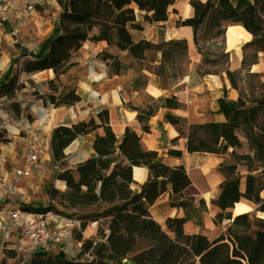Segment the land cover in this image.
<instances>
[{
    "label": "trees",
    "instance_id": "16d2710c",
    "mask_svg": "<svg viewBox=\"0 0 264 264\" xmlns=\"http://www.w3.org/2000/svg\"><path fill=\"white\" fill-rule=\"evenodd\" d=\"M60 11L53 31L36 50L16 44L25 59L21 71L33 74L51 70L53 79L47 81L50 93L45 102L53 106L73 105L80 101L74 83H60L59 78L72 68L73 54L85 42L104 41L107 47H116L113 54L103 50L99 56L108 67L109 76L128 73L121 92L136 91L134 100L125 104L128 110L136 112V119L143 129H147L152 116L161 108H183L184 104L174 98L154 97L146 92L147 81L142 77L148 70L159 80V86L167 88L168 80L173 82L185 75L183 65L189 63L188 46L184 38H160L153 42L144 38L134 39L131 29L142 30L137 15L150 23H163L168 18L170 0H59ZM193 10L190 17L176 22L178 26H190L196 51L201 62L195 72L204 74L225 73L232 88L238 92L235 100H226L233 121H206L190 123L186 137L188 153L204 152L223 154L228 148H241L237 132L245 137L249 153L239 154L233 150V159L243 161L247 168L245 189L239 190V175L236 163H228L218 168L222 181L218 194L212 200L218 208L213 223L230 220L225 232L214 238L200 233H186L183 225L195 212L206 211L203 200L199 207L192 204L193 195L187 194L191 179L183 164L170 166L162 162L156 150L141 151L137 146L138 134L125 127L117 136L109 123V112L102 109L95 116L71 125L57 126L50 137V154L63 167L57 179L65 183L60 191L51 187V198H59V203L69 213H63L55 206L42 209L18 205L23 210L52 212L80 220L83 230L88 223L96 222V236L81 243V252L89 253L90 259H68L63 251L57 254L46 250L33 252V264H261L264 261V217L251 219L247 213L232 216L226 210L241 199L258 204L264 212V198L260 191L264 188V96L247 97L240 89L242 76L256 79L260 86L259 73L251 72L250 66L258 62L257 53L262 52L264 61V0H189ZM241 25L251 34V39L241 46L243 51L240 67L230 70L228 63L221 69L202 70V64H216L220 60L229 62V53L221 51L218 60L207 57L199 38L206 47L215 43L219 50L224 48L223 33L226 25ZM223 26L219 35L220 43L210 41L213 27ZM247 49L252 50L249 56ZM125 54H121V53ZM219 52V51H218ZM123 59H126L125 61ZM17 60V59H14ZM148 63H152L149 66ZM177 80V81H178ZM173 82V83H175ZM58 83V84H56ZM172 83V84H173ZM171 85V84H170ZM25 87L9 70L0 81V96L12 99L16 92ZM43 98V97H42ZM11 107L19 113V106ZM163 120L170 124L185 122V119L166 111ZM101 130L98 132V130ZM93 134L90 155L66 167L64 149L79 136ZM173 139L172 142H175ZM8 139L0 134V144ZM170 156L181 157L180 150L168 149ZM142 160L147 177L139 189H133L132 167L123 161ZM260 169V170H259ZM257 171L256 173H253ZM77 172L79 178H73ZM169 191L171 207H181L183 217L168 216L164 227L151 215L146 205H152L164 192ZM103 220V225L100 224ZM81 237H79L80 239ZM97 240L93 245V241ZM51 255V256H50Z\"/></svg>",
    "mask_w": 264,
    "mask_h": 264
},
{
    "label": "rangeland",
    "instance_id": "374dc122",
    "mask_svg": "<svg viewBox=\"0 0 264 264\" xmlns=\"http://www.w3.org/2000/svg\"><path fill=\"white\" fill-rule=\"evenodd\" d=\"M59 0H55L53 4L48 5L46 2L44 4H39L40 6L33 7V14L35 18L33 21L26 22L25 19H20L19 21H12L11 24L4 25V33L0 37V81L3 80L5 73L9 70L12 74H16L17 79L20 82H23L25 87L16 92L15 96L12 99H7L4 96H0V134L8 139L6 144H0V156L3 155L5 151L10 152L8 158L10 159V163L5 162L4 166L0 165V172L5 175L6 171L17 166L18 162H20L21 154L25 147V142L27 140L28 131L30 129H36L43 136L44 139L49 137V134H52L53 130L59 125L79 122L81 120H86L90 116H95V111L99 108H113V102L110 99L107 103L101 102V96L103 93L107 92L103 86L109 79H113L108 75V67L105 62L101 59L99 54L103 50H107L110 47H105L104 44L101 43H92L85 42L80 49H78L72 58L73 66L68 71L67 74H63L59 78L60 83H74L77 87V94L80 97V101L73 105L59 104L58 106H53L49 102L44 101V97L50 93V89L46 84L49 79H53L54 74L48 73L44 78L38 80L36 79V73L26 74L21 71V65L24 57L21 56L20 51L16 47V44L20 46L26 47L29 51L36 50L39 45L45 40V38L51 33L45 30L44 25L48 28L50 26H55L58 21L59 15ZM185 0H174L173 4H171L168 8L170 18L169 20L162 26L166 29L169 26H173V17L175 14L178 16L182 13V6ZM43 5V6H41ZM36 12V13H35ZM44 13L47 15V22L42 24L37 23V15L42 16ZM37 14V15H36ZM176 17V16H175ZM137 21L142 25V32L149 31H160V28L152 27V24L144 21L140 15H137ZM180 22V21H178ZM4 23V22H3ZM223 26L218 27L215 40L217 43H220L221 36L219 32L221 31ZM163 29V28H162ZM136 30L131 29V33L133 38L137 39V35L135 34ZM223 39H225V34L223 33ZM199 44L203 47V51L210 53L207 57L211 60H218L220 55L219 53L223 50H219L218 45L215 43L210 47H206V42L199 38ZM219 51V52H218ZM110 52V51H109ZM247 55H251L253 52L251 49L246 50ZM233 55V54H232ZM243 55V51L241 49V56ZM259 59L262 60V52L259 51L257 53ZM230 58V55H229ZM17 59V60H14ZM202 59V58H201ZM124 61L126 59H123ZM190 61V59H189ZM201 62V61H200ZM228 62L225 60H220L219 63L216 64H202L200 67V71L202 70H214L221 69L227 65ZM188 64L183 65L185 73L188 69ZM149 66H152V63H148ZM91 68L94 70L95 76H92L90 73ZM196 70V66H195ZM260 82L264 81V72L259 73ZM242 79L239 81L240 89L245 93L247 97H255V96H264V86H260L259 82L253 78H247L245 76L241 77ZM178 80V79H177ZM176 80V81H177ZM175 82V81H173ZM168 80L167 86L172 84ZM58 84V83H56ZM84 84L87 85V88L84 87ZM96 93L97 95H95ZM108 94L110 91L107 92ZM120 96V94H119ZM43 97V98H42ZM120 99L122 100L121 96ZM12 103H16L19 106V113L16 114V110L14 111L11 107ZM123 105L119 104V107ZM37 108L39 114L42 112H46L47 116L52 109L60 110L66 107H72L75 111L74 116L71 117L67 115L64 119L63 123L65 124H52L49 127L46 125L48 121V117H45V120L42 122H34L38 121L36 114L29 111V108ZM110 123V122H109ZM114 128V127H113ZM101 130L99 129L98 132ZM115 132V130H114ZM238 134L241 132L238 131ZM92 138L91 136L83 137L79 140V143L76 148V152L74 154H70L65 162L66 167L74 168L75 164L82 160L88 151V142ZM46 141V140H45ZM21 142V147L17 148L13 151L7 150L10 146L14 145V143L18 144ZM251 152L247 146H242L239 148V153ZM47 155L45 152L42 161L40 162V166L34 170L32 175L25 176L21 178L17 183L23 187V191L27 196L26 201L22 200L20 203L22 205H27L35 208L42 209L46 206H55L63 213H69V211L64 208L59 203V198H51L49 195V190L51 187H55L60 191L65 188L61 187L60 179H57V174L63 170V167H60L57 162H51L44 159ZM47 157V156H46ZM230 162L236 163L238 175H239V185L242 177H246L247 168L243 161H237L232 158ZM123 164H127L126 161H123ZM141 161L132 162V166H141ZM238 165V166H237ZM260 170V169H259ZM254 171L253 173H256ZM191 178V186L186 191L187 194L193 195L192 204L197 208L199 207V201L203 200L201 197L204 195L206 200H203L204 207L206 209V221H204L205 212L195 211L189 220H192L193 223L199 225L201 228L203 226V230L208 234L209 238H213L223 232H225L228 224L230 223L229 219L224 218L220 224H213V217L215 212L217 211L216 206L213 205L212 200L216 198L217 191L208 187V183L204 178V172L199 170H191L190 171ZM1 178V177H0ZM262 181H264V172L261 176ZM31 184L34 185V188L31 187ZM135 189H138L139 184H134ZM260 196L264 198V188L260 191ZM19 200V199H18ZM17 201V200H16ZM6 202H10V200H6ZM8 205V203L0 204V207H4ZM240 209H243L240 213H247L251 219L254 218H262L264 217V212L258 210V204H250V206H241ZM232 216L236 214V209L229 208L226 210ZM214 213V214H212ZM208 214L210 215V220L208 219ZM162 216L160 213H156V216ZM1 220V217H0ZM165 221V220H164ZM164 221H161V225L164 227ZM100 224L103 225V220H100ZM86 231V235L90 232V230L95 234L94 236H89L88 238H94L97 234L96 228L97 223L92 222L88 223ZM17 232L11 231L9 234H4L3 230L0 228V264H33V253L29 255H24L19 253L15 248ZM79 237H81L79 239ZM84 239V240H85ZM78 242L82 243V230L75 229L71 231L70 236L67 240L63 241L61 244H51L55 246L56 249L54 253H58L60 250L65 253V256L68 259L76 260V259H86L84 257V253L81 252V248L78 245ZM49 247V246H48ZM51 253V252H49ZM53 253V252H52ZM51 256V255H50ZM264 264V261L261 263Z\"/></svg>",
    "mask_w": 264,
    "mask_h": 264
},
{
    "label": "crops",
    "instance_id": "0c3cea01",
    "mask_svg": "<svg viewBox=\"0 0 264 264\" xmlns=\"http://www.w3.org/2000/svg\"><path fill=\"white\" fill-rule=\"evenodd\" d=\"M54 1L55 0H34V2L36 3V6L38 7L40 6L39 4H44L45 2L48 5H51L53 4ZM173 2L174 0H170L169 6L173 4ZM187 5H190L189 0H185L182 6L181 15L178 16L177 14H175L176 17L175 16L173 17V22H174L173 26H169L166 29L162 27L170 18L169 11H168V18L165 22L159 23V24H152V27L160 28L159 32L149 31V32L141 33L142 32L141 30H136L135 32V34L137 35V39L144 38L147 40H151L153 42L158 41L160 38H165V39L184 38L186 40L187 46H188V57L190 61L188 64L187 72L178 81L169 85L167 88H162L159 86V80L154 74H152L148 70H143L141 73L142 77H144L147 81V85L145 89L147 93H149L150 95L154 97L163 96V97H168V98H174L177 102L184 104V107L183 108H161L157 114H155L154 116L150 118L148 122L149 127L147 129H143L140 126L138 120L136 119V112L128 110L125 107V104L129 101L134 100L137 95L136 91L131 92V93L121 92L123 83L129 78L128 73L111 76L113 79H109L110 81L104 85H111L112 87L116 89L117 99L116 100L113 99L111 91L108 94L107 92L109 91V89L104 88L107 91L105 92V94H107V100L105 102H102V101L101 102L107 103L109 100V96L113 102V106H112L113 108H105V109H107L109 112V122H110V125L112 126V129L115 130V133L117 136H120L122 134L125 127H130L134 129L135 132L139 136V140L137 142V146L139 150L141 151L156 150L158 152V157L162 162L170 166L183 164L186 168L188 175H190V171L194 169L204 172V178L208 183V187L217 191V194H218V185L222 181V176L218 172V168L228 163H234V162H230L233 158V150L236 153H239L238 152L239 148H235V149L228 148L226 152L223 154H209V153H204V152L188 153L186 150V137H187V132H188V125L190 123H202L206 121L232 122L233 121L232 113L227 108L225 102L228 99L230 100L237 99L238 92L236 89L231 87L224 72H222L221 74L208 73L204 75H200L195 72V66L200 63L201 56L196 51V48L193 42L192 28L190 26L176 25V22L182 21L184 18L192 16L193 10L189 12L188 16L183 15L184 7ZM46 17H47L46 13H44L42 16L37 15L38 25L42 23H46L47 22ZM34 18H35V15L31 11L29 13V16H26L23 18H15V19H12L10 22H4V23L0 22V37L4 33L5 24L6 25L8 23L11 24L12 21H19L20 19H25L26 22H29V21H33ZM40 21H42V23ZM54 27L55 26H50L47 28L44 25V28L46 31H48V33L50 31L52 32ZM218 27H221V26H215L212 28L210 32V36H209L210 41L215 40V38L217 37L216 35L217 31H215V29L217 30ZM224 34H225V31H224ZM97 43L104 44L105 47L107 48L106 42L100 41ZM226 43L227 42H226V36H225L224 51L228 52L230 55L228 67L230 70L237 69L240 67L242 56L238 59L234 51L232 50L227 51ZM108 50L113 54H117L119 52L117 48L113 46L110 47ZM121 54H125V53L123 52ZM47 71L48 70H43L40 72H44V77H45L49 73ZM250 71L257 72V73H260L261 71L264 72V62H262L259 59L257 63L252 64L250 66ZM153 89L156 90L155 94L152 93L151 91ZM119 94L122 100L120 99ZM119 104L123 106L119 107ZM102 109L103 107L97 110H102ZM96 111H95V114H96ZM166 111H169L173 113L174 115L184 118L185 122H180L178 124H170L168 122H165L163 120V115ZM127 115H129V118L127 117ZM91 135H92V138L89 140L88 146H87L88 148L87 154L82 160L86 159L91 153L90 144L93 139V134H86L84 136H79L78 138L73 140L64 149V154L66 156L65 159H67V157L70 154H74L76 152L75 150L81 138L91 136ZM237 135L241 141L242 146H247V141L245 137L243 136L242 132L240 134L237 133ZM50 137H51V134H49V137L45 139L47 157L45 156L44 159L47 158V160H50L51 162L54 163L55 161L53 160L50 154ZM173 139H176V141L172 142ZM20 147H21V142H19L18 144L14 143V145L10 146L9 149L7 150L13 151ZM168 149L180 150L182 153V156L181 157L170 156L167 154ZM245 153H249L252 155V153L248 151ZM239 154H243V153H239ZM9 155H10V152L5 151L3 155L0 156V165L2 167L4 166L5 162L10 163L9 161L10 159L8 158ZM1 157L3 158V162L1 160ZM135 161L142 162V165L138 167H142L147 177L146 166H144V162L142 160H135ZM132 162L134 161H131V165H132ZM19 163L20 162H18L16 167H18ZM16 167L9 169V171H6L5 175H3V173L0 172V177L5 180L3 187L0 189V204L8 203V205L10 206L11 205L17 206L20 203V201L22 200L26 201L27 196L25 194V191L22 190L23 187H21L17 182L14 183L13 186H11L12 173ZM146 177L141 183H139L133 177L134 184H139L138 189L140 185H142L145 182ZM63 184L65 183L63 182ZM134 184H133V187L135 189ZM31 187L34 188V185L31 184ZM63 188H65V185ZM204 195H202L201 198L203 200H206V197ZM6 200H10V202H6ZM168 202H169V191L161 194L152 205H146L152 217L158 223H161L162 220L164 221L168 216L170 217H174V216L183 217L184 216V211L181 207H171L168 204ZM250 204H254V203L246 199H241L239 202L235 203V205L231 208H234L237 210L235 214L237 215V214H240V212L243 210V209H240L241 206H250ZM216 209L218 211L217 207ZM203 212H205L204 221H206V211H203ZM156 213H160L162 216L160 215L156 216ZM209 216L210 215L208 214V219L210 220ZM87 228L89 227L86 226L82 230V240H84L85 238L89 236H94L95 234V232L93 233L90 230L88 235H86L85 233L87 231ZM183 229H184V232L186 233H200L209 238L208 234L203 230V226L201 228L199 225L193 223L192 220L186 221L183 225ZM55 249H56L55 246L49 245L46 251L48 253L51 252V254H56L54 253Z\"/></svg>",
    "mask_w": 264,
    "mask_h": 264
},
{
    "label": "built area",
    "instance_id": "2783aa9c",
    "mask_svg": "<svg viewBox=\"0 0 264 264\" xmlns=\"http://www.w3.org/2000/svg\"><path fill=\"white\" fill-rule=\"evenodd\" d=\"M36 3L34 0H0V22H10L15 18L29 16ZM27 142L21 154L20 163L12 173L11 186L22 177L30 176L40 166L41 159L46 152V142L36 129L28 131ZM5 180L0 178V189ZM0 228L4 234L17 232L15 248L24 255L37 250H46L51 244H61L67 240L71 231L80 229V220L52 212L27 211L19 205H5L0 207ZM97 240L93 241V245ZM81 246V243L78 242ZM84 257L90 259L89 253Z\"/></svg>",
    "mask_w": 264,
    "mask_h": 264
},
{
    "label": "bare ground",
    "instance_id": "6f19581e",
    "mask_svg": "<svg viewBox=\"0 0 264 264\" xmlns=\"http://www.w3.org/2000/svg\"><path fill=\"white\" fill-rule=\"evenodd\" d=\"M192 11V8L190 5H187L184 7L183 10V15L184 16H188L189 12ZM225 36H226V50L227 51H234L237 58L239 59L241 57V46L243 45V43L249 41L251 39V34L246 31L241 25H228L225 29ZM47 72H49L50 74H53V72L51 70H48ZM90 73L92 76H95L94 74V70L91 68ZM36 79L40 80L42 78H44V72H38L36 74ZM84 87L87 88V85L84 84ZM103 88H108L109 91H111L113 99H117V95H116V89L114 87H112L111 85H104ZM152 93H156V90L153 89L151 90ZM95 95H97L96 93H94ZM107 100V94L102 95L101 97V101L105 102ZM29 111H31L32 113L36 114L38 121L34 122V124H36L37 122H42L45 120V117L47 116L46 112H42L39 114V111L37 110V108L33 109L30 107L28 109ZM75 111L73 110L72 107H66V108H62L60 110L57 109H52L50 112V116L48 114V121L46 122V125L49 127V125L52 124H65L63 123L64 119L66 118L67 115H70L71 117L74 116ZM127 117L129 118V115H127ZM68 125V124H65ZM118 130V128H117ZM1 160L3 162V158L1 157ZM134 174L133 177L139 182L141 183L146 175L145 172L143 171L142 167H138V166H134ZM61 187H64L63 182H61ZM245 189V179L244 177H242V179L240 180V185H239V190L240 191H244Z\"/></svg>",
    "mask_w": 264,
    "mask_h": 264
},
{
    "label": "water",
    "instance_id": "95a60500",
    "mask_svg": "<svg viewBox=\"0 0 264 264\" xmlns=\"http://www.w3.org/2000/svg\"><path fill=\"white\" fill-rule=\"evenodd\" d=\"M228 25H229V24H228ZM228 25H227V26H228ZM225 27H226V26H225ZM99 111H100V110H97L96 113H98ZM65 126H67V125H65ZM128 164L131 165V161H128ZM131 167H132V177H133V169H134V168H133L132 165H131ZM73 178L76 179V180L79 178V175H78L77 172L73 173ZM133 181H134V178H133ZM64 185H65V184H64ZM132 188L134 189L133 185H132Z\"/></svg>",
    "mask_w": 264,
    "mask_h": 264
}]
</instances>
